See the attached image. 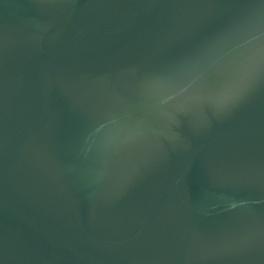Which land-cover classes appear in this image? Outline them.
Returning <instances> with one entry per match:
<instances>
[{
	"label": "water",
	"instance_id": "1",
	"mask_svg": "<svg viewBox=\"0 0 264 264\" xmlns=\"http://www.w3.org/2000/svg\"><path fill=\"white\" fill-rule=\"evenodd\" d=\"M261 43L264 0H0V264H264V63L200 87Z\"/></svg>",
	"mask_w": 264,
	"mask_h": 264
},
{
	"label": "snow or ice",
	"instance_id": "2",
	"mask_svg": "<svg viewBox=\"0 0 264 264\" xmlns=\"http://www.w3.org/2000/svg\"><path fill=\"white\" fill-rule=\"evenodd\" d=\"M258 63H264V43H261L259 48V61L257 60V56L252 58V72L247 79L239 81L237 68L231 65H224L208 71L200 82V87L211 88V86L215 84V94L223 96V108L221 111H226L236 104L248 91L257 73ZM256 234L255 231H250L246 236L235 243H242L245 240L252 239ZM259 234L264 238V218H261Z\"/></svg>",
	"mask_w": 264,
	"mask_h": 264
}]
</instances>
